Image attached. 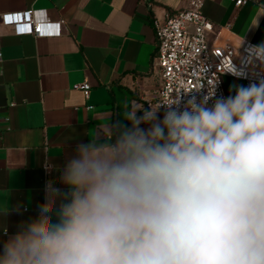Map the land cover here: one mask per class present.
Returning a JSON list of instances; mask_svg holds the SVG:
<instances>
[{
  "label": "clouds",
  "instance_id": "clouds-1",
  "mask_svg": "<svg viewBox=\"0 0 264 264\" xmlns=\"http://www.w3.org/2000/svg\"><path fill=\"white\" fill-rule=\"evenodd\" d=\"M250 51L264 64V43ZM214 95L102 124L64 169L65 202L53 189L0 264H264V80Z\"/></svg>",
  "mask_w": 264,
  "mask_h": 264
},
{
  "label": "crops",
  "instance_id": "crops-1",
  "mask_svg": "<svg viewBox=\"0 0 264 264\" xmlns=\"http://www.w3.org/2000/svg\"><path fill=\"white\" fill-rule=\"evenodd\" d=\"M184 5L185 0H0V14L45 11L53 34L18 36L0 23V250L38 217L53 189L59 190L55 209L65 202L63 173L79 144L94 133L103 143L102 124L131 128L124 113L133 107L141 108L138 116L156 108L154 21L165 22ZM202 10L221 28L222 40L264 43V0L240 8L231 0H205ZM84 82L91 87L88 97L75 88ZM224 83L229 96L246 87L229 77Z\"/></svg>",
  "mask_w": 264,
  "mask_h": 264
},
{
  "label": "built area",
  "instance_id": "built-area-1",
  "mask_svg": "<svg viewBox=\"0 0 264 264\" xmlns=\"http://www.w3.org/2000/svg\"><path fill=\"white\" fill-rule=\"evenodd\" d=\"M231 1L238 8L249 2ZM204 3L205 0H185L184 7L165 22L154 21L156 50L153 68L158 69L160 76L156 107L179 96L182 111L191 97L195 96L199 102L214 90L215 95L208 101L211 107L216 99L229 96L225 77L244 82L246 87L264 80V64L256 60L250 51L257 44L243 41L233 45L222 40L221 28L203 13ZM0 23L12 26L18 36L53 35L46 29L50 20L43 10L0 14ZM75 88L82 90L86 97L91 89L87 82ZM158 111L164 115L166 109L160 107Z\"/></svg>",
  "mask_w": 264,
  "mask_h": 264
},
{
  "label": "snow or ice",
  "instance_id": "snow-or-ice-1",
  "mask_svg": "<svg viewBox=\"0 0 264 264\" xmlns=\"http://www.w3.org/2000/svg\"><path fill=\"white\" fill-rule=\"evenodd\" d=\"M8 19H11V17H9Z\"/></svg>",
  "mask_w": 264,
  "mask_h": 264
}]
</instances>
